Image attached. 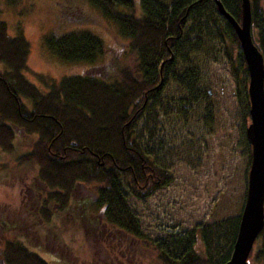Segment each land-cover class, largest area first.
<instances>
[{
  "label": "rangeland",
  "instance_id": "1",
  "mask_svg": "<svg viewBox=\"0 0 264 264\" xmlns=\"http://www.w3.org/2000/svg\"><path fill=\"white\" fill-rule=\"evenodd\" d=\"M213 3L206 0L187 20L161 89L146 99L134 122L137 138L165 167L168 182L142 197L125 183L121 186L146 235L162 239L173 253L192 245L221 264L231 251V230L245 198L250 144L245 134L247 76L243 82L232 71L240 47L230 44L229 28L211 11ZM134 4L138 13L139 0ZM262 5L264 10V1ZM99 6L95 0H0L7 31L22 32L28 39L24 75L45 89L37 74L53 79L73 73L106 74L107 63L121 60L126 38L117 35L115 24ZM79 26L102 39L104 52L98 60H62L45 46L43 34ZM186 65L197 70L192 87L177 79ZM34 138L16 128L11 148L0 147V236L21 238L51 264H151L150 258L139 259L121 244L118 232H109L111 242L86 234L71 211L57 213L52 200L51 218L43 220L39 207L47 187L36 176L35 162L20 158ZM77 187L80 194L87 190ZM112 256L114 263L109 262ZM249 262L258 260L250 256Z\"/></svg>",
  "mask_w": 264,
  "mask_h": 264
},
{
  "label": "trees",
  "instance_id": "2",
  "mask_svg": "<svg viewBox=\"0 0 264 264\" xmlns=\"http://www.w3.org/2000/svg\"><path fill=\"white\" fill-rule=\"evenodd\" d=\"M95 1L103 15L115 24L117 35L126 38L121 60L107 63L103 76L85 72L53 79L37 74L45 89L23 73L28 39L22 32L10 34L5 20L0 18V147L11 148L16 128L35 135L20 158L35 162L36 176L47 187L39 207L45 222L53 213L49 207L52 200L53 209L57 213L62 209L71 211L86 234L111 242L109 232H118L121 244L135 251L139 259L150 258L151 264H214L204 250L189 245L173 253L162 239L146 235L121 186L125 183L132 194L142 197L168 182L165 167L137 138L134 122L146 99L161 89L163 76L177 57L176 46L185 35L187 20L206 0H139L138 13L134 0ZM221 1L239 19V0ZM263 1L250 0V5L253 40L264 60ZM211 11L225 20L231 33L227 34L228 40L238 46L234 29L215 3ZM43 41L52 53L66 61L94 62L104 52L102 39L80 26L57 34L47 32ZM232 71L235 76L239 73L244 82L247 75L240 50ZM196 74L195 67L186 65L177 79L189 87ZM80 185L87 189L81 194L77 191ZM237 223L238 217L231 230V247ZM257 239L247 258L249 262L254 256L258 260L255 264H262L264 223L254 242ZM143 249H147V254ZM0 261L51 264L17 236H0ZM109 262L114 263V258Z\"/></svg>",
  "mask_w": 264,
  "mask_h": 264
},
{
  "label": "water",
  "instance_id": "3",
  "mask_svg": "<svg viewBox=\"0 0 264 264\" xmlns=\"http://www.w3.org/2000/svg\"><path fill=\"white\" fill-rule=\"evenodd\" d=\"M213 1L234 29L244 58L249 114L245 134L250 144L245 198L231 251L221 264H249L248 253L264 223V60L251 32L250 0H239V19L226 9L221 0Z\"/></svg>",
  "mask_w": 264,
  "mask_h": 264
}]
</instances>
